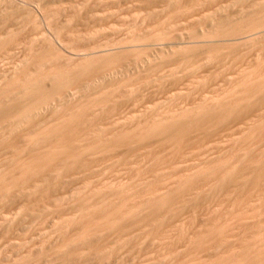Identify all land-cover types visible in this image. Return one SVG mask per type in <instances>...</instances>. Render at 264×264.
I'll return each mask as SVG.
<instances>
[{
  "label": "rangeland",
  "instance_id": "374dc122",
  "mask_svg": "<svg viewBox=\"0 0 264 264\" xmlns=\"http://www.w3.org/2000/svg\"><path fill=\"white\" fill-rule=\"evenodd\" d=\"M208 1L0 0V264H264V0Z\"/></svg>",
  "mask_w": 264,
  "mask_h": 264
},
{
  "label": "bare ground",
  "instance_id": "6f19581e",
  "mask_svg": "<svg viewBox=\"0 0 264 264\" xmlns=\"http://www.w3.org/2000/svg\"><path fill=\"white\" fill-rule=\"evenodd\" d=\"M179 1H180V0H179ZM187 1H188V0H187ZM207 1H208V0H207ZM221 1H222V0H221ZM172 2H173V0H172ZM191 2H194V1H191ZM191 2H190V3H191ZM204 2H205V1H204ZM208 2H209V1H208ZM210 2H211V1H210ZM215 2H216V1H215ZM173 3H174V2H173ZM175 3H176V2H175ZM178 3H179V2H178ZM181 3H182V2H181ZM198 3H199V2H198ZM200 3H202V2L200 1ZM205 3H207V2H205ZM218 3H220L219 0L217 1V4H218ZM221 3H222V2H221ZM221 3H220V4H221ZM179 4H180V3H179ZM182 4H184V3H182ZM202 4H203V3H202ZM184 5H185V4H184ZM189 5H190V4H189ZM191 5H192V4H191ZM193 5H194V4H193ZM193 5H192V7H193ZM207 5H208V4H207ZM207 5H206V6H207ZM196 6H197V5L195 4V6L192 8V10H193ZM203 6H204V5H203ZM190 7H191V6H190ZM199 7L201 8V5H199L197 8H199ZM147 8H148V7H147ZM204 8H205V7H204ZM206 8H208V7H206ZM148 9H149V8H148ZM195 9H196V8H195ZM195 9H194L195 12L198 11V9H197V10H195ZM190 10H191V9H190ZM211 10H212V9H211ZM188 11H189V10H188ZM188 11H187V12H188ZM204 12H206V11H204ZM179 13H180V12H179ZM181 13H182V12H181ZM181 13H180L179 15H181ZM185 13H186V12H185ZM177 14H178V13H176V15H177ZM182 14H183V13H182ZM190 14H191V16H193L191 12H190ZM194 14H195V13H194ZM196 14H197V13H196ZM173 15H174V14H173ZM176 15H175V16H176ZM186 16H188V15H186ZM198 16H199V13H198ZM170 17H171V16H170ZM173 17H174V16H173ZM177 17H178V16H177ZM193 17H194V16H193ZM193 17H192V19H193ZM171 18H172V17H171ZM174 18H175V17H174ZM194 18H195V17H194ZM169 20H170V19H169ZM169 20H168V22L165 21V23H166V22L169 23V22H170ZM173 20H174V19H173ZM179 20H180V19H179ZM188 20H189V18H188ZM188 20H187V21H188ZM187 21L185 20V22H187ZM171 22H172V19H171ZM150 23H151V22H150ZM143 24H144V23H143ZM148 24H149V23H148ZM163 24H164V22H163ZM149 26H150V25H148V27H149ZM152 26H154V25H152ZM144 27H145V25H144ZM148 27H145V28H148ZM248 34H254V33H248ZM255 34H256V33H255ZM225 58H227V57L225 56ZM146 61H147V60H146ZM148 63H149V61H148ZM84 83H85V82H84ZM70 93H71V92H70ZM261 94H262V93H261ZM255 95H256V94H255ZM257 96H259L258 98H260L261 95H257ZM251 97L253 98V96H251ZM255 97H256V96H255ZM252 98H251V101H253ZM258 98L256 97V99H258ZM260 99H262V98H260ZM260 99H259V101H260ZM249 100H250V99H249ZM251 101H250V102H251ZM250 102H249L248 104H250ZM256 102H257V101H256ZM256 102H255V103H256ZM255 103H253V104H255ZM248 104H247V105H248ZM256 104H257V103H256ZM252 108H253V106H252ZM248 109H249V111L251 110V112H252V109H251V108L248 107ZM255 109H256V108H255ZM246 110H247V108H246ZM246 110L244 111V113H246ZM253 110H254V108H253ZM251 112H250V113L248 112V114H250V116H251ZM253 112H255V111H253ZM239 113H240V112H239ZM239 113H236V114L239 115ZM236 114H235V115H236ZM246 114H247V113H246ZM248 114H247V115H248ZM252 114H253V113H252ZM233 115H234V114H233ZM230 116H231V115H230ZM230 116H229L228 118L231 119L232 116H231V117H230ZM240 116H242V115H240ZM235 117H236V116H235ZM237 117H239V116H237ZM242 117H243V116H242ZM245 117H246V116H245ZM245 117H243V118H245ZM226 118H227V117H226ZM228 118H227V119H228ZM239 118H240V117H239ZM239 118H238V119H239ZM246 118H247V117H246ZM246 118H245V119H246ZM227 119H226V121H227ZM230 119H229V120H230ZM233 119H234V122H235V119H236V118H234V116H233ZM233 119L230 120V121H233ZM248 119H249V118H248ZM241 120H242V119H241ZM241 120H240V121H241ZM226 121L224 122V121L222 120L221 122L226 123ZM219 122H220V120H219ZM241 122H242V121H241ZM216 123H217V122H216ZM227 123H228V122H227ZM231 123H232V122H231ZM237 123H238V122H235L234 124H237ZM243 123H244V122H243ZM218 124H220V123H218ZM234 124H230V126H231V125H234ZM238 124H239V123H238ZM244 124H245V123H244ZM213 125H214V124H213ZM215 125H217V124H215ZM215 125H214V126H215ZM220 125H221V124H220ZM225 125H226V124H225ZM225 125H224V126H225ZM217 126H219V125H217ZM227 126H228V125H227ZM234 126H235V125H234ZM219 127H220V126H219ZM221 127H222V125H221ZM225 127H226V126H225ZM225 127H224V128H225ZM216 128H218V127H216ZM182 129H183V128H182ZM182 129H179V130H182ZM214 129H215V127H214ZM214 129H213V130H214ZM221 129H223V128H221ZM213 130H212V131H213ZM215 130H218V129H215ZM219 130H220V129H219ZM160 131H161V130H160ZM162 131H164V130H162ZM166 131H167V130H166ZM170 131H171V130H170ZM175 131H176L177 133L179 132V131H177V130H175ZM175 131L173 130V132H175ZM167 132H168V131H167ZM185 132H186V131H185ZM191 132H192V131H191ZM191 132H190V133H191ZM217 132H219V131H217ZM168 133L171 134V132H168ZM179 133H180V132H179ZM179 133H178V135H179ZM188 133H189V132H188ZM214 133H215V132H214ZM263 133H264V132H263ZM172 134H173V133H172ZM258 134L260 135V133H258ZM258 134H257V135H258ZM261 134H262V133H261ZM154 135H156V134H154ZM167 135H168V134H167ZM173 135H175V134H173ZM180 135H183V137H184V132H182ZM259 135H258V136H259ZM146 136H149V135H146ZM146 136H143V137H146ZM150 136H151V134H150ZM185 136H186V135H185ZM192 136H193V135H192ZM194 136H195V135H194ZM254 136H256V135H254ZM262 136H263V135H262ZM48 137H49V136H48ZM48 137H47V138H48ZM143 137H142V138H143ZM152 137H153V136H152ZM173 137H174V136H173ZM183 137L180 136V138H183ZM188 137H189V136H188ZM190 137H191V136H190ZM206 137H208V136H206ZM252 137H253V136H251L250 138H252ZM260 137H261V136H260ZM47 138H46V139H47ZM142 138H141V139H142ZM149 138H150V137H149ZM153 138H154V137H153ZM153 138H152V139H153ZM155 138H157V137H155ZM155 138H154V141H155ZM159 138H160V137H159ZM176 138H177V137H176ZM176 138H175V142H174V144H176ZM180 138H179V140H180ZM185 138H186V137H185ZM185 138H184V140L186 141ZM254 138H255V137H254ZM44 139H45V137H44ZM44 139H43V142L41 141V145H42V144H46V142H49L50 137H49L48 141H45ZM141 139H140V140H141ZM145 139H147V138H144V141H145ZM166 139H167V137H166ZM256 139L258 140V138H256ZM256 139H255L254 142H257ZM259 139H260V138H259ZM262 139H263V138H262ZM262 139H260V140H262ZM37 140H38V142H39V140H42V139H41V138H39V139L37 138ZM149 140H150V139H149ZM188 140H189V138H188ZM192 140H193V137H192ZM44 141H45V143H44ZM125 141H126V140H125ZM134 141H135V140H134ZM134 141H133V143H134ZM141 141H142V140H141ZM144 141H143V143H144ZM151 141H152V140H151ZM173 141H174V140H173ZM177 141H178V140H177ZM180 141H183V139L180 140ZM180 141H178V142H180ZM251 141H252V139H251V140L249 139V143H250ZM123 142H124V141H122V143H123ZM148 142H149V141H148ZM148 142H147V145L151 143V142H149V143H148ZM155 142H158V141H155ZM160 142H161V141H160ZM160 142H159V143H160ZM166 142H167V141H166ZM168 142L170 143L171 141H168ZM168 142H167V143H168ZM190 142H192V141L190 140ZM262 142H263V141H262ZM133 143H132V144H133ZM145 143H146V142H145ZM159 143H158V145H159ZM162 143H163V142H162ZM162 143H160V144H162ZM167 143H166V144H167ZM247 143H248V142H247ZM249 143H248V144H244V146H246V145H247V146L250 145ZM252 143H253V142H252ZM127 144H130V143H127ZM153 144H154V143H153ZM182 144L185 145L183 142H182ZM188 144H189V143H188ZM254 144H255V145H258V143H257V144L254 143ZM254 144H253V145H254ZM259 144H260V142H259ZM133 145L135 146V144H133ZM147 145H146V146H147ZM156 145H157V144H156ZM169 145L171 146L172 144L170 143ZM253 145H252V146H253ZM113 146H114V145H113ZM118 146H119V145H118ZM126 146H127V145H126ZM129 146H130V145H129ZM149 146H150V145H149ZM172 146H173V145H172ZM185 146H186V145H185ZM247 146H246V147H247ZM107 147H108V146H107ZM114 147H115L114 150H116V147H117V146H114ZM124 147H125V145H124ZM124 147H123V148H124ZM136 147L138 148V146H136ZM139 147H140V146H139ZM159 147H160V146H159ZM246 147L244 148L245 152L247 151V150H246ZM248 147H250V149L252 148L251 145L248 146ZM260 147H262V144H261ZM112 148H113V147H112ZM117 148H118V147H117ZM121 148H122V147H120V149H121ZM127 148H130V147H127ZM133 148H134V147H133ZM140 148H141V147H140ZM160 148H161V147H160ZM32 149H33V148H32ZM32 149H31V151H32ZM247 149H249V148H247ZM89 150H92V149H89ZM99 150H100V149H99ZM114 150H113V151H114ZM118 150H119V149H118ZM118 150H117V151H118ZM128 150H129V149H128ZM251 150H252V149H251ZM253 150H254V149H253ZM253 150H252V151H253ZM26 151H27V150H26ZM34 151H35V150H34ZM86 151H87V150H86ZM92 151H93V150H92ZM94 151H95V150H94ZM124 151H126V149H125ZM27 152H29V150H28ZM88 152H89V151H88ZM88 152H87V153H88ZM96 152H98V151H96ZM96 152H95V153H96ZM108 152H109V151H108ZM111 152H112V151H111ZM111 152H110V153H111ZM114 152H115V151H114ZM248 152H249V151H248ZM89 153H90V152H89ZM98 153H101V152H98ZM112 153H113V152H112ZM116 153H117V152H115L114 155H115ZM246 153H247V152H246ZM253 153H254V152H253ZM107 154H108V153H106L105 155H107ZM117 154H120V151H119ZM249 154H250V153H249ZM88 155H89V154H88ZM97 155H100V154H97ZM105 155H104V156H105ZM112 155H113V154H112ZM121 155H122V154H121ZM123 155H124V154H123ZM252 155H253V154H252ZM17 156H18V155H17ZM22 156H24V155H21V157H22ZM104 156H102V157H104ZM245 156H246V154H245ZM253 156H254V155H253ZM253 156H252V157H253ZM98 157H99V156H98ZM250 157H251V155L249 156V158H250ZM243 158H244V157H243ZM20 159H21V158H20ZM55 159H56V158H55ZM57 159H58V158H57ZM234 159H235V158H234ZM234 159H233V160H234ZM244 159H245V158H244ZM53 160H54V159H53ZM228 160H229V159H228ZM238 160H239V159H238ZM78 161H79V160H78ZM104 161H105V160H104ZM226 161H227V160H226ZM226 161H225V162H226ZM229 161H230V160H229ZM235 161H236V159H235ZM56 162H57V160H56ZM56 162H55V163H56ZM59 162H60V161H59ZM73 162H75V161H73ZM233 162H234V161H233ZM233 162H232V163H233ZM241 162H242V161H241ZM44 163H45V162H44ZM55 163H54V164H55ZM228 163H229V162H228ZM243 163H244V162H243ZM243 163H242V164H243ZM42 164H43V163H42ZM45 164H46V163H45ZM52 164H53V163H52ZM233 164H235V163H233ZM236 164H237V161H236ZM238 164H239V163H238ZM74 165H75V164H74ZM222 165H223V164H222ZM222 165H221V166H222ZM228 165H229V164H228ZM230 165H231V164H230ZM230 165H229V166H230ZM243 165L245 166V164H243ZM243 165H242V168L244 167ZM43 166H44V165H43ZM49 166H50V165L48 164L47 167H49ZM54 166H55V165H54ZM76 166H77V165H76ZM30 167H31V166H30ZM51 167H52V166H51ZM219 167H220V166H219ZM226 167H227V166H226ZM230 167H231V166H230ZM230 167H228V168L231 169L232 167H231V168H230ZM236 167H237V166H236ZM240 167H241V166H240ZM26 168H28V166H26ZM74 168H75V167H74ZM228 168H227V169H228ZM31 169H32V167H31ZM45 169H46V168H45ZM45 169H44V170H45ZM50 169H51V168H50ZM218 169H219V168H218ZM218 169H217V170H218ZM220 169H221V167H220ZM222 169H224L223 166H222ZM222 169H221V170H222ZM229 169H228V170H229ZM234 169H235V168H234ZM239 169H240V168H239ZM28 170H29V169H28ZM32 170H33V169H32ZM35 170H36V168H35ZM53 170H54V169H53ZM53 170H52V171H53ZM231 170H232V169H231ZM33 171H34V170H33ZM46 171H47V170H46ZM219 171H220V170H219ZM226 171H227V170H226ZM229 171H230V170H229ZM36 172H37L36 174L38 175V174H39L38 172H40V171L38 170V171H36ZM48 172H49V171H48ZM53 172H54V171H53ZM55 172H56V170H55ZM67 172H69V171H67ZM33 173H35V171H34ZM51 173H52V172H51ZM51 173H50V174H51ZM59 173H60V172H59ZM64 173H65V172H64ZM64 173H63V174H64ZM216 173H217V171H216ZM218 173H219V172H218ZM223 173H225V172H223ZM231 173H232V172H231ZM44 174H45V173H44ZM47 174H48V173H47ZM50 174H49L48 176H53V174H51V175H50ZM60 174H61V173H60ZM63 174H62V175H63ZM65 174H66V173H65ZM73 174H74V173H73ZM220 174H221V173H220ZM227 174H228V173H227ZM236 174H237V170H236ZM236 174H235V175H236ZM31 175H32V174H31ZM31 175H30V176H31ZM39 175H40V174H39ZM224 175L226 176V174H224ZM233 175H234V174H233ZM233 175H232V178H234ZM34 176H35V175H34ZM34 176H33V177H34ZM44 176H45V175H44ZM46 176H47V175H46ZM64 176H65V175H63V177H64ZM69 176H70V175H69ZM71 176H72V174H71ZM230 176H231V175H230ZM33 177L31 176L32 179H33ZM53 177H54V176H53ZM67 177H68V176H67ZM67 177H66V178H67ZM38 178H39V177H38ZM40 178H43V177H40ZM45 178H46V177H45ZM45 178H44V179H45ZM50 178H52V177H49V179H50ZM60 178H61V177H60ZM60 178H59V179H60ZM69 178H71V177H69ZM232 178H231V179H232ZM35 179H36V176H35ZM71 179H72V178H71ZM73 179H75V178H73ZM229 179H230V178H229ZM25 180H26V179H25ZM27 180H28V179H27ZM29 180H30V179H29ZM36 180H37V179H36ZM61 180H62V179H61ZM219 180H220V179H219ZM224 180H225V178H224ZM224 180H223V181H224ZM17 181H18V180H17ZM17 181H16V183H18ZM45 181H46V179H45ZM55 181H56V180H55ZM65 181H66V180H65ZM226 181H228V180H226ZM21 182H24V181H21ZM41 182H43V181H41ZM219 182H220V181H219ZM26 183H27V182H26ZM28 183H29V182H28ZM54 183H55V182H54ZM68 183L70 184V182H68ZM221 183H223V182L221 181ZM229 183H230V182H229ZM35 184H36V183H35ZM66 184H67V183H66ZM217 184H218V183H217ZM12 185H13V184H12ZM16 185H17V184H16ZM22 185H23V184H22ZM26 185H27V184H26ZM29 185H31V183H30ZM32 185H33V183H32ZM59 185L62 186V184H59ZM221 185H222V184H221ZM260 185H261V183H260ZM17 186L19 187V186H21V184H20V185H17ZM17 186H16V187H17ZM45 186H46V185H45ZM63 186H64V185H63ZM216 186H217V185H216ZM216 186H215V187H216ZM223 186H224V184H223ZM225 186H227V182H226V185H225ZM11 187H12V186H11ZM11 187L8 186V190H9V191H11V189H12ZM13 187H14V186H13ZM18 187H17V189H18ZM24 187H25V185H24ZM27 187H28V186H27ZM27 187H25V189H26ZM43 187H44V185H43ZM43 187H41V188L43 189ZM67 187H68V186H67ZM9 188H11V189H9ZM14 188H15V187H14ZM20 188H21V187H20ZM20 188H19V189H20ZM224 188H225V187H223V189H224ZM37 189H38V188H37ZM37 189H36V190H37ZM49 189H50V188H49ZM58 189H59V188H58ZM64 189H65V187H64ZM43 190H45V189H43ZM43 190H39V191L41 192V191H43ZM47 190H48V189H47ZM60 190H61V188H60ZM217 190H218V189H217ZM13 191H14V189H13ZM13 191H12V192H13ZM15 191H16V190H15ZM45 191H46V190H45ZM45 191H44V193H45ZM53 191H54V189H53ZM53 191H52V194H53ZM55 191H56V189H55ZM40 192H39V193H40ZM48 192H49V191H48ZM58 192H59V191H58ZM219 192H220V191H219ZM10 193H11V192H10ZM14 193H15V192H14ZM46 193H47V192H46ZM50 193H51V191H50ZM54 193H55V192H54ZM56 193H57V192H56ZM63 193H64V192H63ZM63 193H62V194H63ZM214 193H216L215 190H214ZM220 193H222V192H220ZM7 194H9L8 191H7ZM35 194H36V193H35ZM40 194H43V193H40ZM52 194H51V195H52ZM218 194H219V193H218ZM53 195H54V194H53ZM2 196H3V195H2ZM2 196H1V197H2ZM13 196H14V195H13ZM16 196H17V195H16ZM19 196L21 197V195H19ZM33 196H34V195L30 196V198L33 197ZM210 196H211V195H210ZM14 197H15V196H14ZM26 197H29V196L26 195ZM40 197H41V195H40ZM42 197H43V196H42ZM44 197H45V195H44ZM52 197H53V196H52ZM211 197H212V196H211ZM211 197H209V198H211ZM215 197H217V193H216V196H215ZM8 198H9V197H8ZM16 198H17V197H16ZM24 198H25V196H24ZM30 198H29V199H30ZM48 198H51V197H47V199H48ZM175 198H176V197H175ZM178 198H180V197H178ZM209 198L207 199L208 201H209ZM14 199H15V198H13L12 201H14ZM22 199H23V196H22ZM27 199H28V198H27ZM33 199H34V198H33ZM40 199H41V198H40ZM184 199H185V198H184ZM191 199H192V198H191ZM193 199H194V198H193ZM195 199H196V198H195ZM201 199H203V198L201 197ZM10 200H11V198L9 199V201H10ZM43 200H46V199H42V201H43ZM175 200H177V199H175ZM197 200H198V199H197ZM9 201L7 202L8 205L10 204ZM15 201H16V199H15ZM24 201H25V200H24ZM31 201H32V200H31ZM34 201H35V200H34ZM40 201H41V200H40ZM178 201H179V199H178ZM184 201H185V200H184ZM184 201H183L182 203H184ZM186 201H187V199H186ZM188 201H189V200H188ZM208 201H207V202H208ZM32 202H33V201H32ZM190 202H191V201H190ZM199 202H200V200H199ZM19 203H23V202H20V201H19ZM28 203H30V202H28ZM28 203H27V204H28ZM33 203H36V202H33ZM203 203H204V202H203ZM3 204H4V203H3ZM167 204H170V203H167ZM185 204L187 205V203H185ZM189 204H190V203H189ZM195 204H196V203H195ZM201 204H202V202H201ZM10 205H11V204H10ZM28 205L31 206V204H28ZM28 205H26V206H28ZM179 205H180V201H179ZM179 205H178V207H179ZM197 205H198V204H197ZM11 206H12V205H11ZM18 206H19V204H18ZM21 206H22V205H21ZM170 206L172 207V204H171ZM191 206H192V205H191ZM205 206H207V205H205ZM13 207H14V206H13ZM22 207H23V206H22ZM24 207H25V206H24ZM171 207H170V209H171ZM173 207H174V206H173ZM181 207H182V205H181ZM187 207H188V206H187ZM199 207H200V206H198V208H199ZM14 208H15V207H14ZM17 208H18V207H17ZM166 208H169V207H166ZM182 208H183V207H182ZM190 208H191V207H190ZM195 208H196V207H195ZM201 208H202V207H200L199 210H200ZM25 209H26V208H25ZM172 209H173V208H172ZM179 209H180V207H179ZM183 209H184V208H183ZM26 210H27V209H26ZM168 210H169V209H168ZM175 210H176V209H175ZM180 210H181V209H180ZM184 210H185V209H184ZM189 210H191V209H189ZM22 211H23V208H22ZM169 211H170V210H169ZM173 211H174V209H173ZM177 211H179V210H177ZM187 211H188V210H187ZM187 211H186V212H187ZM179 212H180V211H179ZM179 212H178V213H179ZM189 212H190V211H189ZM191 212H193V211H191ZM199 212H200V211H198V213H199ZM153 213H154V212L151 213V216H153V215H152ZM174 213H175V211H174ZM195 213H197V212H195ZM163 214H164V213L162 212V216H163ZM170 214H171V213H170ZM172 214H173V213H172ZM176 214H177V213H175L174 215H176ZM182 214H183V212L181 213V215H182ZM192 215H193V217H194L196 214H195V215L192 214ZM198 215H199V214H198ZM137 216H138V215H136V217H137ZM151 216H150V217H151ZM162 216H160V217H162ZM164 216H165V214H164ZM176 216H177V215H176ZM179 216H180V215H179ZM122 217L126 218L127 216H122ZM154 217H155V215H154ZM169 217H170V216H169ZM193 217H192V219H193ZM197 217H198V216H197ZM114 218H115V217H114ZM120 218H121V217H120ZM137 218H138V217H137ZM164 218H165V217H164ZM171 218H172V217H171ZM174 218H175V217H174ZM183 218H184V217H183ZM126 219H128V218H126ZM130 219H131V218H130ZM166 219H167V217H166ZM172 219H173V218H172ZM177 219H178V218H177ZM180 219H182V217H180ZM180 219H178V220H180ZM115 220H117V218H115ZM119 220H120V219H119ZM119 220H118V221H119ZM122 220H124V219H122ZM122 220H120V223L117 221L118 224L122 225V224H121V223H122V222H121ZM131 220H132V219H131ZM131 220H130V221H131ZM173 220H174V219H173ZM178 220H177V221H178ZM124 221H126V220H124ZM146 221H147V220H146ZM165 221H168V220H165ZM165 221H164V223H165ZM192 221H193V220H192ZM134 222L136 223L135 219H134ZM147 222H148V221H147ZM147 222H145V223H147ZM173 222H174V221H173ZM194 222H195V221H194ZM135 223H134V224H135ZM170 223H171V222H170ZM123 224H124V223H123ZM127 224H129V223H127ZM153 224H154V223H153ZM193 224H194V223H192V226H193ZM125 225H126V222H125ZM129 225H130V224H129ZM166 225H167V224H166ZM166 225L164 224V226H166ZM107 226H108V225H107ZM107 226H106V227H107ZM109 226H110V224H109ZM109 226H108V228H109ZM111 226H112V225H111ZM126 226H127V225H126ZM134 226H135V225H134ZM106 227H105V228H106ZM121 227H122V226H121ZM124 227H125V226H124ZM132 227H133V226H132ZM112 228H114V227H112ZM122 228H123V227H122ZM122 228H118V230H119V229H122ZM89 229H90V228L87 229V232L89 231ZM109 229H110V228H109ZM90 230H91V229H90ZM94 230H95V229H94ZM94 230L92 229V233L94 232ZM101 230L103 231V230H105V229H101ZM95 231H96V230H95ZM99 231H100V230H99ZM99 231H98V232H99ZM106 231H107V230H106ZM88 233H89V232H88ZM88 233H87V234H88ZM95 233H97V232H95ZM95 233H94V234H95ZM103 233H104V232H103ZM110 233H111V232H110ZM87 234H86L85 236H87ZM89 234L91 235V233H89ZM94 234H93V236H94ZM98 234H100V233H98ZM98 234H97V235H98ZM98 236H99V235H98ZM88 238H89V237H88ZM91 238H92V237H91ZM91 238H90V243H91ZM94 238H95V236H94ZM94 238H93V239H94ZM98 238H99V237H98ZM102 238H103V236H102ZM96 239H97V238H96ZM81 240H82V239H81ZM83 240H84V239H83ZM92 241H93V240H92ZM77 242H78V241H77ZM86 242H87V241H86ZM93 242H94V241H93ZM82 243H83V241H82ZM82 243H81V245H82ZM84 243H85V241H84ZM73 245H74V244H73ZM76 245H77V244H76ZM71 246H72V245H71ZM85 247H86V246H85ZM87 248H88V247H87ZM61 254H62V253H61ZM55 256H56V255H55ZM73 258H75V257L73 256ZM77 258H79V257L77 256ZM55 260H56V259H55ZM58 260H59V259H58ZM72 260H73V259H72ZM74 260H75V259H74ZM60 261H61V260H60ZM70 261H71V260H70ZM76 261H77V260H76ZM74 262H75V261H74ZM77 262H78V261H77ZM72 263H73V261H72ZM75 263H76V262H75ZM60 264H61V263H60Z\"/></svg>",
  "mask_w": 264,
  "mask_h": 264
}]
</instances>
